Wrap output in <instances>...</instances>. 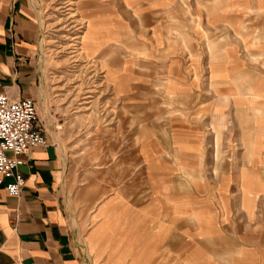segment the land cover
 Wrapping results in <instances>:
<instances>
[{"label":"rangeland","instance_id":"obj_1","mask_svg":"<svg viewBox=\"0 0 264 264\" xmlns=\"http://www.w3.org/2000/svg\"><path fill=\"white\" fill-rule=\"evenodd\" d=\"M123 2L37 0L49 99L34 103L35 111L50 105L57 126L64 125L61 147L79 177L77 187L85 184L99 194L124 186L147 195L165 191L178 211L190 213L174 225L177 255L163 248L154 264H264V91L252 108L237 98L233 106L223 92L231 93L235 84L245 99L253 91L249 80L229 67L232 76L218 87L204 65V47L233 46L234 32L221 25L210 29L221 18L193 14L185 0L157 15L150 13L158 0L145 7L129 0L126 24L119 14L126 13ZM220 2L198 0L194 7L217 8ZM233 2L264 7V0L226 1ZM108 12L120 16L108 26L114 40L83 46L85 17ZM235 16L240 18L224 23L242 25L238 41L264 40V27H253L264 24L261 18ZM254 117L262 123L254 126Z\"/></svg>","mask_w":264,"mask_h":264},{"label":"crops","instance_id":"obj_2","mask_svg":"<svg viewBox=\"0 0 264 264\" xmlns=\"http://www.w3.org/2000/svg\"><path fill=\"white\" fill-rule=\"evenodd\" d=\"M158 1L150 14L170 10L168 8L173 4L181 2ZM185 1L193 6V14L214 13L221 18L218 23H213V27L208 25L210 29L221 25L228 32H234L233 46L218 43L212 51L204 47L207 57L204 65L208 76L217 80L218 87L226 84L225 76L246 77L253 91L245 99L235 84L231 93L226 94L227 90L222 95L225 102L230 98L233 106L237 105V98L245 101L244 107L252 108L253 99L264 91V77H259L264 76V40L255 36L248 44L238 41L235 34L242 25L224 22L227 17L240 18L235 15H249L264 21V7L243 8L235 2L226 3L232 0H218L223 3L220 2L217 8L211 3H203L199 9L194 7L198 0ZM142 2L144 7L151 5L147 0H136L139 6ZM123 5L126 13L119 14L129 24V0H124ZM40 16L37 0H0V93L10 100L31 99L39 105L49 99L41 55L43 29ZM93 16L92 20L91 15L85 17L89 19L84 21L82 45L101 42V47L111 43L113 31L108 26L116 24L120 16L113 17L112 12ZM172 19L177 21L179 18ZM151 23L158 25V20ZM253 27L261 29L264 24L261 22ZM101 33L106 35L102 41ZM120 39L123 42L122 37ZM213 53L218 60L211 61L209 55ZM229 67L234 68L232 75L228 73ZM226 107L224 104L220 109L224 125ZM52 109L46 105L41 107L40 113L36 112L35 128L42 134L44 145L31 147L21 156L22 165L18 171L24 183L19 195L7 196L3 187L8 180H0V264H154L161 249L170 253L168 247H172L177 255L178 233L174 225L190 213L178 211L176 203L172 202L175 199L169 201L165 191L147 195L145 191L134 193L124 186L126 190L110 188L99 194L85 184L77 187L79 177L74 178L61 147L65 143L61 130L64 125L57 126ZM232 112L238 122L240 112L235 107ZM250 120L254 126L262 123L257 117Z\"/></svg>","mask_w":264,"mask_h":264},{"label":"built area","instance_id":"obj_3","mask_svg":"<svg viewBox=\"0 0 264 264\" xmlns=\"http://www.w3.org/2000/svg\"><path fill=\"white\" fill-rule=\"evenodd\" d=\"M37 114L31 99L10 100L0 93V180L7 196L17 197L24 179L18 168L21 156L34 146L44 145V138L35 128Z\"/></svg>","mask_w":264,"mask_h":264}]
</instances>
